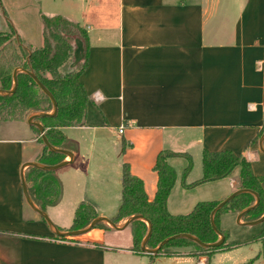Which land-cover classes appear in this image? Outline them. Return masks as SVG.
Returning a JSON list of instances; mask_svg holds the SVG:
<instances>
[{"label": "crops", "instance_id": "crops-1", "mask_svg": "<svg viewBox=\"0 0 264 264\" xmlns=\"http://www.w3.org/2000/svg\"><path fill=\"white\" fill-rule=\"evenodd\" d=\"M64 2L69 9L62 16L87 32V65L79 76L87 95L84 123L61 127L74 143L69 150L73 159L53 171L61 186L58 202L40 208L31 191L34 166H25L27 162L45 164L40 132L27 118L0 120V264H108L107 256L114 260L117 253L129 256L120 259L122 264H144L143 254L104 246L92 229L85 235L57 236L25 200L21 178L34 205L49 217L47 209H56L64 196H70L73 204L79 201L77 205L93 203L96 211L94 202L81 197L87 192L99 197L104 179L111 177L106 163L113 166L120 203L123 164L142 180L151 200L158 179L153 166L163 149L189 153L191 159L196 153L201 159L204 149L231 150L250 162L254 175H264L262 134L258 136L264 125V0ZM41 15L38 9L41 41L25 28L23 20L16 22L9 16L5 26L19 25L22 28L13 27L18 37L39 47ZM5 26L0 19V31L10 30ZM66 159L65 155L61 161ZM167 162L176 172L167 199V210L173 215L187 214L199 202L218 203L238 189L239 167L223 178L196 183L202 175L181 179L185 158L171 156ZM174 189L177 212L168 209ZM261 190L264 194V179ZM101 213L96 212L106 215ZM237 213L219 215L224 233V216L232 214L235 220ZM113 216L112 220L117 213ZM243 216L237 224L245 225ZM49 219L60 231L70 230ZM225 236L230 246L217 251L251 240L226 241ZM207 259L199 255L197 262L206 264Z\"/></svg>", "mask_w": 264, "mask_h": 264}, {"label": "trees", "instance_id": "trees-1", "mask_svg": "<svg viewBox=\"0 0 264 264\" xmlns=\"http://www.w3.org/2000/svg\"><path fill=\"white\" fill-rule=\"evenodd\" d=\"M42 43L39 47L25 44L17 35L12 25L9 31H0V52H6L0 60V89L9 90L13 85L12 72L16 66L31 70L39 81L48 89L57 102V112L54 115H43L37 120L46 128L45 136L55 147L74 149V143L66 138L61 131L62 126L82 125L84 123L87 95L79 76L87 65L88 39L84 27L62 15H41ZM81 43V50L78 46ZM17 87L11 94H0V120H23L30 111L49 113L52 103L42 92L32 77L26 72L17 73ZM37 129L36 127H34ZM38 131V130H37ZM264 131V125L258 136ZM40 141L41 137H40ZM264 146V139H263ZM63 153L50 151L43 146L41 160L45 164H55L64 158ZM171 156H181L186 159L184 169L186 175L191 168V156L186 152H173L167 149L157 154L153 170L158 179L154 197L149 200L140 178L131 174L127 164H123L121 178V203L113 222H119L134 214H141L151 223V234L146 245L154 248L164 238L177 233H190L201 241L209 243L218 239V233L210 223V211L217 202L203 201L187 214L173 215L167 210V198L176 180V172L167 162ZM202 176L196 183L223 178L239 167L238 188L254 190L259 195V201L248 210L243 220H253L264 213V194L261 190L262 176L253 174L250 162L243 156L231 150L202 151ZM33 187L31 191L37 196L40 208L54 205L60 197V182L53 176V171L32 167ZM255 197L249 192H243L233 197L214 214L216 228L224 236L219 227L218 218L223 212H239L252 205ZM93 206L81 201L74 210L73 222L69 229H80L87 226L96 217ZM133 238L135 247L132 251L141 253L140 241L147 230L144 220L136 219ZM264 224V221L262 222ZM105 226L98 222L95 226ZM94 226V227H95ZM264 235V228L260 236ZM226 237V236H225ZM196 245L191 255H208L213 250L229 247L224 242L217 247H201L194 241L179 237L163 244L156 253L170 255L169 247H185Z\"/></svg>", "mask_w": 264, "mask_h": 264}, {"label": "rangeland", "instance_id": "rangeland-1", "mask_svg": "<svg viewBox=\"0 0 264 264\" xmlns=\"http://www.w3.org/2000/svg\"><path fill=\"white\" fill-rule=\"evenodd\" d=\"M41 4L42 5H40V2H38V0H0V19L4 22V26L7 17L9 16L13 18L16 22H20V20H23L26 24L25 28L29 29V32L31 33L32 36L35 37L38 36L39 41H41V26L39 24L40 22L37 17L38 9H40L44 15H48V16L57 15V14L66 16V14H68V9H69L67 3H65L64 0H58L56 3L47 2V0H41ZM9 22L11 23V21ZM13 27L19 28L20 26L19 25L14 26L13 24ZM6 54H7L6 52L1 51L0 60L6 57L5 56ZM51 111L52 109L50 110V112ZM32 112L34 111H30V113H28L25 116V119ZM120 144H121V140H119L117 147H119ZM125 158L126 157H123V159ZM191 160L192 162L189 172L186 175H184V170H183L181 174V179H183V181L187 179L189 174H190L189 176L190 179L202 175V163L200 156L197 153L196 155L193 154ZM105 171L108 174L110 173L111 177L104 179L106 185L103 188L102 192L100 193L99 197H93L90 193L87 192L86 194H84L85 197H81V198L86 200L90 199L91 202L95 203L96 212L98 213L102 212L106 214V215H98V216H103L112 220V217H114L113 215L114 214L116 215L120 206V192L117 189V187L115 188L114 186L115 182L113 178V166L112 168H110V166L106 163ZM175 189L170 196V206H168V209H170L171 212H177L176 210L177 208H179L175 204V201L177 199ZM63 199L64 200L59 204V206L56 209L48 208L47 213L49 217L54 222H56L60 228H64V227L69 228L73 222L74 207L77 205L79 201H75L77 203L73 204V201L71 200L70 196L68 197L64 196ZM182 210H186V209L184 208ZM55 211L59 213V217L57 216ZM183 212L185 213L187 211H183ZM120 222L121 220L119 222L116 223L114 222V223L117 225H121L119 224ZM103 223L105 224V226L97 225L91 228L92 229L91 231L93 230L96 231L98 235L96 237V240H99L102 243V245L110 248L124 247L130 250H132L135 247V241L133 238L134 225L132 223H129L127 226H125L122 229H115L112 226H110L108 223L106 222ZM223 224H224V228H226L225 231L227 235L226 241H235L241 238H246V239L251 238V240H249V242H246L244 245L236 246L231 249L218 250V251L213 250L211 253L207 255L208 259L206 264H264V235L260 236L264 228L263 223H258L253 225H241V224H237L236 219L235 220L233 219L232 214H227V216H224ZM146 231L143 233L140 244L146 234ZM86 233H83V235H85ZM196 247H197L196 245H190L185 247H169L167 249L172 252L170 255H164V254L155 255L154 253L152 254L146 252L143 253L142 251L141 254L143 255L141 256H143L145 259L144 264H199L197 262L198 256H194L190 254V252L194 251ZM122 256H123L122 254L117 253L114 255V260H112L110 258V255H108L107 263L122 264L120 259L125 260V257H129V256L122 257ZM202 264H204V262Z\"/></svg>", "mask_w": 264, "mask_h": 264}, {"label": "water", "instance_id": "water-1", "mask_svg": "<svg viewBox=\"0 0 264 264\" xmlns=\"http://www.w3.org/2000/svg\"><path fill=\"white\" fill-rule=\"evenodd\" d=\"M18 71H23V72H26L27 74H29L32 79L36 82V84L38 85V87L42 90V92L44 94H46L51 103H52V111L49 112V113H45V112H37V113H33V114H30L28 117H27V123L31 124V125H34L38 128L39 132H40V137H41V140L43 142V144L50 150V151H54V152H59V153H63L65 154L66 156L69 157V160H63V161H60L58 163H55V164H38L36 162H27L25 163V166H34L36 168H39V169H43V170H51V171H54L56 170L57 168H60L66 164H69L72 159H73V154L71 151L67 150V149H63V148H58V147H54L53 145H51L49 143V141L47 140L45 134H44V127L43 125L40 123V122H37L36 120H34L35 118L39 117V116H43V115H46V114H49V115H54L56 112H57V102L55 100V98L53 97V95L48 91V89L39 81V79L36 77V75L31 71V70H27V69H24L22 67H16L13 69V72H12V80H13V85L12 87L9 89V90H2L0 89V94H11L15 91L16 87H17V83H18V80H17V72ZM264 139V132L262 133V135L260 136L259 138V145L261 147V149L264 151V149L262 148V141ZM21 181H22V190H23V195L25 197V200L27 201V203L37 212L39 213L44 219L45 221L51 226L53 232L57 235V236H75V235H80V234H83V233H86L88 232L92 227H94L98 222H106L108 223L110 226H112L113 228L115 229H122L124 228L125 226H127L129 223H131L133 220H136V219H142V220H145L146 223H147V231H146V234L140 244V249L143 251V252H146V253H156L157 250L163 245L165 244L167 241H169L170 239H173V238H179V237H184V238H188L192 241H194L195 243H197L198 245H200L201 247H217V246H220L223 242H224V235L222 233H220V231L216 228L215 226V223H214V214L217 210H219L223 205H225L227 202H229L233 197H235L236 195L240 194V193H243V192H249L251 194L254 195L255 197V202L240 210L238 213H237V216H236V222L237 223H240V219L241 217L250 209H252L254 207L255 204L258 203L259 201V195L257 192H255L254 190H251V189H247V188H238L237 190L233 191L232 193H230L225 199L219 201L213 208L212 210L210 211V223H211V226L213 228L214 231H216L219 235V238L216 240V241H213V242H209V243H206V242H203L201 241L198 237H196L195 235L193 234H190V233H177V234H174V235H171V236H168L166 238H164L163 240H161L158 245L154 248H147L146 247V242L148 240V238L150 237V234H151V223L149 220L145 219L141 214H134V215H131L129 216L123 224L121 225H117L113 222V220L109 219V218H106V217H103V216H96L94 217L90 223L83 227V228H80V229H70V230H66V231H60L53 223L52 221L49 219V217L47 216V214L39 209L38 207H36L34 205V203L32 202L31 200V197L28 193V190H27V185H26V182L24 180V177L21 178ZM264 221V213L256 218V219H253V220H249V221H245V222H242L243 224L245 225H253V224H258V223H262Z\"/></svg>", "mask_w": 264, "mask_h": 264}, {"label": "built area", "instance_id": "built-area-1", "mask_svg": "<svg viewBox=\"0 0 264 264\" xmlns=\"http://www.w3.org/2000/svg\"><path fill=\"white\" fill-rule=\"evenodd\" d=\"M118 131H119V132H122V126H119V127H118Z\"/></svg>", "mask_w": 264, "mask_h": 264}]
</instances>
